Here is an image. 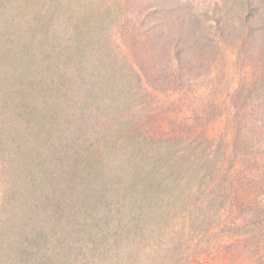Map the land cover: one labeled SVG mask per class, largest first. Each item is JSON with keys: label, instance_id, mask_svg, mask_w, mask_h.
<instances>
[{"label": "rangeland", "instance_id": "1", "mask_svg": "<svg viewBox=\"0 0 264 264\" xmlns=\"http://www.w3.org/2000/svg\"><path fill=\"white\" fill-rule=\"evenodd\" d=\"M0 264H264V0H0Z\"/></svg>", "mask_w": 264, "mask_h": 264}, {"label": "trees", "instance_id": "2", "mask_svg": "<svg viewBox=\"0 0 264 264\" xmlns=\"http://www.w3.org/2000/svg\"><path fill=\"white\" fill-rule=\"evenodd\" d=\"M136 59H137V57H136ZM134 63L136 64V69H135V71L137 72V71H139L146 79H147V77H148V79H149V77L151 76V75H153L152 73H153V71H154V66H153V70L149 67H147V64H148V62L146 63H144V64H142L141 62H140V60L138 59V61L137 60H135V58H134ZM233 101V100H232ZM233 106V105H232ZM233 108H235V109H237V110H239L241 107H236V106H233ZM223 113V110H221V111H219L218 113H214V112H211V111H209V110H206V114H209L210 115V117H212L213 118V120H214V117L216 116V115H220V114H222ZM206 119H208V120H211V119H209V118H206ZM189 122V121H188ZM187 121H185V123L183 124V126H184V129L186 130V132H188V133H190V132H197L199 129H201L200 127V125L199 124H195V125H191V124H189ZM215 123V122H214ZM217 124V125H216ZM219 128V126H218V123H215V128ZM173 130L172 131H176V130H179V132L178 133H180V125H178L177 127H171ZM209 128V127H208ZM206 129V126H205V128H203V130L205 131V129L207 130V131H209L210 129ZM212 128V127H211ZM214 129V128H213ZM216 134V133H215ZM181 138H183V137H181ZM247 139V138H246ZM179 140H180V138H179ZM185 145H187V141H186V143H185ZM188 146V145H187ZM211 153V152H210Z\"/></svg>", "mask_w": 264, "mask_h": 264}]
</instances>
